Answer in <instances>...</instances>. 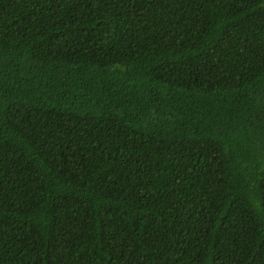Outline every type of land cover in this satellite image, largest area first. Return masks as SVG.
I'll use <instances>...</instances> for the list:
<instances>
[{
  "label": "trees",
  "instance_id": "1",
  "mask_svg": "<svg viewBox=\"0 0 264 264\" xmlns=\"http://www.w3.org/2000/svg\"><path fill=\"white\" fill-rule=\"evenodd\" d=\"M0 264H264V0H0Z\"/></svg>",
  "mask_w": 264,
  "mask_h": 264
}]
</instances>
